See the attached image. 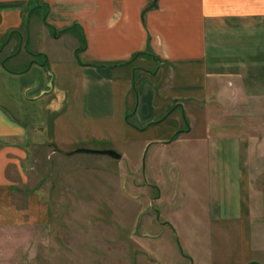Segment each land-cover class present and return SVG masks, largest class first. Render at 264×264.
Returning a JSON list of instances; mask_svg holds the SVG:
<instances>
[{
    "label": "crops",
    "instance_id": "obj_1",
    "mask_svg": "<svg viewBox=\"0 0 264 264\" xmlns=\"http://www.w3.org/2000/svg\"><path fill=\"white\" fill-rule=\"evenodd\" d=\"M20 55L28 61L10 68ZM34 69L50 77L47 123L15 119L12 94L0 91L2 224L28 213L8 187L15 155L35 140H108L140 157L193 145L209 156L215 218L239 250L264 249V0H0V78L23 82Z\"/></svg>",
    "mask_w": 264,
    "mask_h": 264
},
{
    "label": "rangeland",
    "instance_id": "obj_2",
    "mask_svg": "<svg viewBox=\"0 0 264 264\" xmlns=\"http://www.w3.org/2000/svg\"><path fill=\"white\" fill-rule=\"evenodd\" d=\"M29 45L52 53L63 47L41 39ZM27 61L20 55L9 67ZM12 78L14 84L0 78V91L12 94L5 97L14 101L9 109L15 119L47 123L54 106L45 85L50 77L34 69L26 81ZM24 83L36 87L21 91ZM36 137L48 138L46 132ZM86 144L35 140L15 155L18 170L11 168L8 192L12 206L28 213L10 226L0 219V264L264 263V249L239 250L231 225L215 218L211 176L203 168L209 156L199 148H152L140 157L108 140ZM78 149H123L124 155L116 161ZM6 209L0 203V212Z\"/></svg>",
    "mask_w": 264,
    "mask_h": 264
},
{
    "label": "water",
    "instance_id": "obj_3",
    "mask_svg": "<svg viewBox=\"0 0 264 264\" xmlns=\"http://www.w3.org/2000/svg\"><path fill=\"white\" fill-rule=\"evenodd\" d=\"M75 153H84L90 155H107L114 160L119 161L121 159V155L112 150H90V149H78Z\"/></svg>",
    "mask_w": 264,
    "mask_h": 264
},
{
    "label": "trees",
    "instance_id": "obj_4",
    "mask_svg": "<svg viewBox=\"0 0 264 264\" xmlns=\"http://www.w3.org/2000/svg\"><path fill=\"white\" fill-rule=\"evenodd\" d=\"M55 36H57L58 35V33L56 34H54ZM77 52L78 51H76V55H77ZM33 56L34 57H36V56H38L37 54H33ZM32 63H33V61H32ZM96 66H99V67H110L109 65H96ZM135 95H136V93H134ZM131 117V114L129 113L128 115H126V117H125V120H126V123L128 124V125H131V122H130V120H129V118Z\"/></svg>",
    "mask_w": 264,
    "mask_h": 264
}]
</instances>
